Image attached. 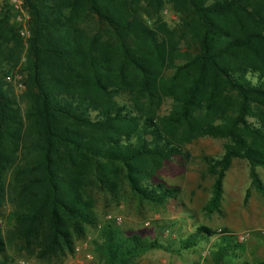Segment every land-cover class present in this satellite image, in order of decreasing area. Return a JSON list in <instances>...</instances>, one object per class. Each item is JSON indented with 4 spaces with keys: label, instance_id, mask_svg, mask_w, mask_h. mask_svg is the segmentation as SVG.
Segmentation results:
<instances>
[{
    "label": "trees",
    "instance_id": "16d2710c",
    "mask_svg": "<svg viewBox=\"0 0 264 264\" xmlns=\"http://www.w3.org/2000/svg\"><path fill=\"white\" fill-rule=\"evenodd\" d=\"M165 5L178 17L173 29L161 20ZM23 6L25 42L11 8L0 4V208L8 188L23 235L32 239L45 223V254L70 250L95 224L87 183L113 190L117 167L140 201L175 200L178 190L153 178L199 137L228 140L219 159L205 158L213 177L209 213L218 209L225 173L237 158L249 163L251 184L264 198L255 170L264 169V0H23ZM16 69L23 74V111L6 82ZM164 97L171 110L159 118ZM213 236L200 226L179 247ZM218 237L215 264H238L223 260L243 244ZM102 238L105 264L170 247L110 229ZM2 245L0 228V252Z\"/></svg>",
    "mask_w": 264,
    "mask_h": 264
},
{
    "label": "rangeland",
    "instance_id": "374dc122",
    "mask_svg": "<svg viewBox=\"0 0 264 264\" xmlns=\"http://www.w3.org/2000/svg\"><path fill=\"white\" fill-rule=\"evenodd\" d=\"M18 0H0L14 13V21L21 26L19 36L25 42L29 36L28 16ZM166 2V0H164ZM161 20L168 29L178 26V17L169 5L162 9ZM24 32V36L20 32ZM184 50L183 48L181 51ZM176 59L175 63H183ZM165 75L172 74L166 68ZM6 80L8 88L21 110L24 109L22 95L25 91L23 74L16 69ZM123 98H118V100ZM171 99L164 97L156 108V116H166L171 110ZM253 122L252 118H248ZM227 139L199 137L183 146L184 156H175L162 163L153 182H162L175 187L178 192L175 200L162 205L149 204L137 199L123 178V171L117 167L113 190L100 187L94 180L87 183L84 192L94 213L95 224L85 226L80 238L73 240L70 250L63 249L55 254H45L46 226L39 225L36 235L31 239L13 222L12 213L16 204H11L13 194L6 188L5 202L0 208V228L2 264H105L100 246L104 230L110 229L119 236H137L142 240L156 241L166 250L153 249L132 259L127 264H215L214 252L218 236L199 239L197 246L187 250L179 247L180 240L196 232L200 226L216 232L224 229L234 234L237 243L244 250L223 261L257 264L264 262V198L251 184L249 163L244 159H234L223 180V193L217 210L209 213L207 205L211 197L213 177L207 172L205 158L219 159L224 153ZM115 170V169H114ZM256 173L264 185V169L257 167ZM8 180V177H7ZM94 181V182H93ZM7 183V182H6ZM21 207V203H18ZM115 218L121 223L116 224ZM244 236L243 241H239ZM206 251V256L202 253Z\"/></svg>",
    "mask_w": 264,
    "mask_h": 264
},
{
    "label": "built area",
    "instance_id": "2783aa9c",
    "mask_svg": "<svg viewBox=\"0 0 264 264\" xmlns=\"http://www.w3.org/2000/svg\"><path fill=\"white\" fill-rule=\"evenodd\" d=\"M17 3H18V6H22V4H23V0H18ZM20 35H21V36H24V32L21 31V32H20ZM9 79H10V78L8 77L7 80H9ZM114 220H115L114 222H115L116 224H120V223H121V219H120V218H115ZM216 233H217L218 236H223V235L234 236L233 233H230V232H226V233H225L223 229H218V230H216ZM238 238H239V241H243L245 237H244V236H240V237H238ZM206 254H207V252L204 251V252L202 253V256H206Z\"/></svg>",
    "mask_w": 264,
    "mask_h": 264
}]
</instances>
